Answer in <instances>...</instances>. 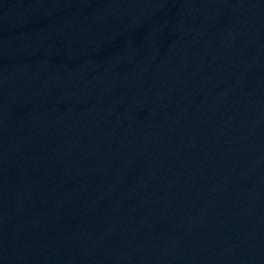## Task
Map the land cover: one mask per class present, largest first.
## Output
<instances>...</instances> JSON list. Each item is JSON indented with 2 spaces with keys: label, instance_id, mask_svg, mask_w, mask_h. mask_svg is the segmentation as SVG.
I'll return each instance as SVG.
<instances>
[{
  "label": "water",
  "instance_id": "1",
  "mask_svg": "<svg viewBox=\"0 0 264 264\" xmlns=\"http://www.w3.org/2000/svg\"><path fill=\"white\" fill-rule=\"evenodd\" d=\"M0 264H264V0H0Z\"/></svg>",
  "mask_w": 264,
  "mask_h": 264
}]
</instances>
